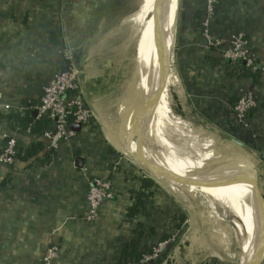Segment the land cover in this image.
<instances>
[{
    "label": "crops",
    "instance_id": "obj_1",
    "mask_svg": "<svg viewBox=\"0 0 264 264\" xmlns=\"http://www.w3.org/2000/svg\"><path fill=\"white\" fill-rule=\"evenodd\" d=\"M75 5V0H0V158L11 141L17 142L19 151L12 166L0 162V264H43L46 251L54 245L59 248L54 264H125L120 262L128 245L138 242L141 252L150 250L152 243L172 235L179 220L173 197L164 189H154L145 214L129 217L139 180H152L154 188L157 182L133 167L101 119L90 127L73 123L75 136L57 148L49 147L43 138L44 132L55 131L54 123L43 133L33 134L21 132L10 119L27 113L39 119L44 88L68 68L79 72L81 94L98 117H106L114 105L125 75L121 65L91 61V39L69 33L66 22ZM204 11V0L183 1L171 66L164 74V97L167 87L170 94L166 113L176 128L203 142L220 143L249 162L264 199V0H220L212 27L217 37L245 34L252 52L251 67L226 62L217 50L207 48L200 27ZM246 95L253 97L256 108L248 113L244 126L236 120L235 107ZM121 125V146L143 162H156L157 158L134 148L136 131L129 143L126 123ZM37 143L45 144L52 154L45 151L22 161L20 156ZM169 171L194 175L191 170L192 174L174 168ZM95 179L111 182L115 199L104 202L89 220L87 194ZM171 183L189 194L203 195L217 212L203 189ZM170 250L167 247L164 254Z\"/></svg>",
    "mask_w": 264,
    "mask_h": 264
},
{
    "label": "rangeland",
    "instance_id": "obj_2",
    "mask_svg": "<svg viewBox=\"0 0 264 264\" xmlns=\"http://www.w3.org/2000/svg\"><path fill=\"white\" fill-rule=\"evenodd\" d=\"M75 1V10L68 13L66 22L69 33L75 35V37L79 35L77 38L82 40L88 41L91 39L92 42L89 45H92L88 48L89 53L92 55L91 61L96 64H101L104 61L111 62L117 68L121 65V71L125 75L124 82L110 112L106 117L101 116V118H98L101 119V123L104 121L110 128L109 130L114 133L118 147L127 156L128 161L133 162V167L148 173L157 182L155 190L161 191L164 189L169 192L173 197V206L178 214L176 217L178 216L179 220L175 222L172 235L168 234L167 237L159 239L157 243H152V248L149 253L145 254L142 263L156 264L163 262L166 264L169 261L170 264H240L242 244H240L238 227L233 217L220 208L217 209V212H213L203 195L197 192H194L193 195L189 194L171 183L176 182L181 186H185V188L187 187L186 189L201 190L202 188L194 175L185 177L170 172L171 168L167 167L173 165L161 166L148 159V161L143 159V162L121 146L119 130L123 131V125L121 124L125 119V114L130 111V107H126L127 110L124 111V115L118 114L117 111L126 96H129V90L134 87L136 58L141 43V33L146 23L155 15L152 12L156 7L157 0ZM183 1L185 0L179 1L177 22L183 7ZM173 43L174 38L171 40V51H173ZM163 64V68L166 69L168 67L166 61ZM164 81L163 75L158 86L161 92H163ZM133 139L134 141H141L159 155L179 160L183 159V154L180 151L166 147L155 149L147 139L139 135H134ZM215 145V149L222 151L225 155H235L236 153L223 147L220 143H215ZM174 170H184V172L192 174L187 167H178ZM256 188L257 192L261 194L258 186ZM167 247H171V250L168 254H164L163 250ZM156 251L158 256L154 258V252ZM147 257H151L152 260L146 261L145 258Z\"/></svg>",
    "mask_w": 264,
    "mask_h": 264
},
{
    "label": "bare ground",
    "instance_id": "obj_3",
    "mask_svg": "<svg viewBox=\"0 0 264 264\" xmlns=\"http://www.w3.org/2000/svg\"><path fill=\"white\" fill-rule=\"evenodd\" d=\"M176 2L178 0H157L152 12L155 15L142 30L136 81L121 105L123 115L126 107H130L123 121L126 139L130 143V136L136 131V135L147 139L155 149L166 147L180 151L183 154L180 160L159 156L141 141H134V148L149 158H157V164L189 168L201 188L212 197L216 208L236 221L242 244L240 264H260L264 257V202L256 191L255 169L244 158L225 155L215 149L214 143L203 142L176 128L166 113V98L158 86L165 73L163 63L166 61L169 66L172 60L171 40L178 17Z\"/></svg>",
    "mask_w": 264,
    "mask_h": 264
},
{
    "label": "built area",
    "instance_id": "obj_4",
    "mask_svg": "<svg viewBox=\"0 0 264 264\" xmlns=\"http://www.w3.org/2000/svg\"><path fill=\"white\" fill-rule=\"evenodd\" d=\"M220 0H205V15L201 21V30L207 42V48L215 49L221 58L232 64L245 63L248 67L253 65L252 52L249 49L245 34L236 33L227 38L217 37L212 30L218 18ZM256 108V102L251 95L242 97L235 107V117L239 124L247 126V115ZM39 117H46L54 123L55 131H46L43 138L49 142V147L57 148L62 141L75 136L71 130L73 123L81 127H90L99 122L98 116L86 105L79 84V72L68 68L55 75L44 88L40 105ZM18 144L16 141L8 143L0 162L5 167H10L16 162ZM115 192L109 181L95 179L87 194L89 220H93L106 201H113ZM156 258L158 252H154ZM59 256L57 245L48 248L43 258V264H54ZM145 257V256H144ZM153 258V259H154ZM151 261V257L145 258Z\"/></svg>",
    "mask_w": 264,
    "mask_h": 264
},
{
    "label": "trees",
    "instance_id": "obj_5",
    "mask_svg": "<svg viewBox=\"0 0 264 264\" xmlns=\"http://www.w3.org/2000/svg\"><path fill=\"white\" fill-rule=\"evenodd\" d=\"M57 43V41H56ZM165 98L168 103H170V94L169 89L167 87V91L165 94ZM11 121L16 124L17 127L20 128L21 132H26L27 130H30L33 134H40L43 133L47 126L50 123V120L46 117H41L39 119H36L31 115V113H27L24 117H18V116H12L10 117ZM47 146L42 143H37L32 146L30 150H28L24 156H20V159L24 162H28L34 157H37L41 153H44L45 151L48 152V154H52L53 150L48 149L46 150ZM31 162V161H30ZM140 190L139 193L133 203V205L130 207L128 211L129 217H137L141 214H145L147 210V206L150 203L151 198L154 194V182L149 179H140ZM139 237L143 235L142 232H140ZM150 250H145V252H141L139 248V244L133 243L131 246L128 245L123 253H122V262L125 264H138L142 261L143 257L146 253H149Z\"/></svg>",
    "mask_w": 264,
    "mask_h": 264
},
{
    "label": "water",
    "instance_id": "obj_6",
    "mask_svg": "<svg viewBox=\"0 0 264 264\" xmlns=\"http://www.w3.org/2000/svg\"><path fill=\"white\" fill-rule=\"evenodd\" d=\"M179 1H180V0H178V2H176V4H175V7H177V12H178ZM176 5H177V6H176ZM162 93H163V92H162ZM76 126L81 128L80 125H76ZM256 191H257V188H256ZM257 193H258V192H257ZM259 195H260L261 200L264 202V199H263V197L261 196V194H259Z\"/></svg>",
    "mask_w": 264,
    "mask_h": 264
}]
</instances>
